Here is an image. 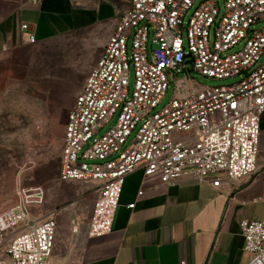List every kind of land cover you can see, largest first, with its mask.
<instances>
[{
	"label": "built area",
	"instance_id": "obj_1",
	"mask_svg": "<svg viewBox=\"0 0 264 264\" xmlns=\"http://www.w3.org/2000/svg\"><path fill=\"white\" fill-rule=\"evenodd\" d=\"M198 2L130 0L69 109L59 180L99 183L91 238L112 232L126 178L137 171L167 187L209 182L215 188L257 173L264 0H224L223 13L218 0ZM20 31L26 43L36 44L29 24ZM190 65L209 79L239 81L192 85L187 96L159 109L170 79ZM16 195L15 204L0 206V264H66L54 258L58 211L42 212L45 189L19 188ZM72 225L77 233L76 218ZM240 227L249 264H264V218L243 220Z\"/></svg>",
	"mask_w": 264,
	"mask_h": 264
},
{
	"label": "crops",
	"instance_id": "obj_2",
	"mask_svg": "<svg viewBox=\"0 0 264 264\" xmlns=\"http://www.w3.org/2000/svg\"><path fill=\"white\" fill-rule=\"evenodd\" d=\"M129 7L130 0H0V79L21 67L35 45L81 31L100 32L97 60ZM24 23L34 29L36 44L26 43ZM259 144L257 173L218 188L209 182L167 187L142 171L129 175L112 232L89 236L92 205L74 214L77 233L73 219L64 229L57 221L54 258L66 264H249L240 223L264 218V116ZM87 185L95 198L99 183Z\"/></svg>",
	"mask_w": 264,
	"mask_h": 264
},
{
	"label": "rangeland",
	"instance_id": "obj_3",
	"mask_svg": "<svg viewBox=\"0 0 264 264\" xmlns=\"http://www.w3.org/2000/svg\"><path fill=\"white\" fill-rule=\"evenodd\" d=\"M218 1L223 13L224 0ZM99 35L93 29L35 45L21 67L0 79V206L15 204L19 188L43 187L47 204L42 212L56 209L63 229L75 213L91 210L94 194L88 183H63L59 173L67 114L99 54ZM237 81L239 77L209 79L190 65L189 72L170 79L159 109L187 96L192 85L207 88ZM130 86L132 91L133 70ZM116 121L117 116L100 134Z\"/></svg>",
	"mask_w": 264,
	"mask_h": 264
},
{
	"label": "water",
	"instance_id": "obj_4",
	"mask_svg": "<svg viewBox=\"0 0 264 264\" xmlns=\"http://www.w3.org/2000/svg\"><path fill=\"white\" fill-rule=\"evenodd\" d=\"M190 63L192 62V61H189Z\"/></svg>",
	"mask_w": 264,
	"mask_h": 264
}]
</instances>
